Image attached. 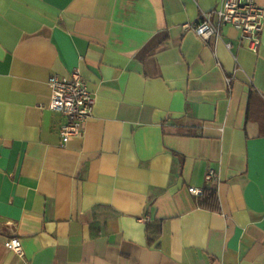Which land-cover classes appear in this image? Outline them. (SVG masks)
Here are the masks:
<instances>
[{"label":"crops","instance_id":"0c3cea01","mask_svg":"<svg viewBox=\"0 0 264 264\" xmlns=\"http://www.w3.org/2000/svg\"><path fill=\"white\" fill-rule=\"evenodd\" d=\"M221 1L0 0V264H264V30L199 36ZM78 68L65 140L48 82Z\"/></svg>","mask_w":264,"mask_h":264},{"label":"built area","instance_id":"2783aa9c","mask_svg":"<svg viewBox=\"0 0 264 264\" xmlns=\"http://www.w3.org/2000/svg\"><path fill=\"white\" fill-rule=\"evenodd\" d=\"M214 14L217 16V23L213 22ZM225 25H231L240 31L248 48L257 53L264 30V6H260L257 0H222L215 10L201 14L194 30L205 40L211 37L222 39V28ZM188 27L189 25L184 26ZM226 46L231 48L232 44L228 42ZM48 85L51 89L50 109L67 117V122L62 126V137L67 140L73 136H82L85 124L94 115L95 96L81 70L75 69L68 76L53 74ZM216 178L217 171L211 169L206 180L211 182ZM189 190L196 196H201L204 192L203 189L193 186ZM6 245L23 255V244L19 238L9 239Z\"/></svg>","mask_w":264,"mask_h":264}]
</instances>
